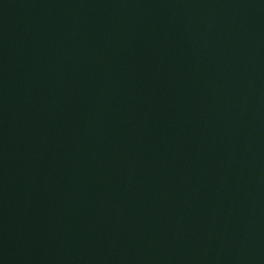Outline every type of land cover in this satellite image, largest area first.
I'll return each mask as SVG.
<instances>
[{
	"label": "water",
	"instance_id": "1",
	"mask_svg": "<svg viewBox=\"0 0 264 264\" xmlns=\"http://www.w3.org/2000/svg\"><path fill=\"white\" fill-rule=\"evenodd\" d=\"M0 264H264V0H0Z\"/></svg>",
	"mask_w": 264,
	"mask_h": 264
}]
</instances>
